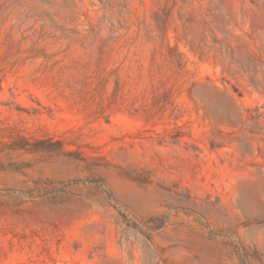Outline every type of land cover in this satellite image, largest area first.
<instances>
[{"label":"rangeland","instance_id":"1","mask_svg":"<svg viewBox=\"0 0 264 264\" xmlns=\"http://www.w3.org/2000/svg\"><path fill=\"white\" fill-rule=\"evenodd\" d=\"M0 264H264V0H0Z\"/></svg>","mask_w":264,"mask_h":264}]
</instances>
